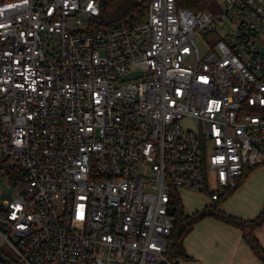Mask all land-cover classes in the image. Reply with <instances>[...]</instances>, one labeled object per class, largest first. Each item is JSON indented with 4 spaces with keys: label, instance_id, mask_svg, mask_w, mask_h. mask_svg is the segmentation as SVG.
I'll use <instances>...</instances> for the list:
<instances>
[{
    "label": "built area",
    "instance_id": "2783aa9c",
    "mask_svg": "<svg viewBox=\"0 0 264 264\" xmlns=\"http://www.w3.org/2000/svg\"><path fill=\"white\" fill-rule=\"evenodd\" d=\"M220 1L103 26L102 0H0V171L18 188L1 252L178 264L180 190L215 200L264 162V0Z\"/></svg>",
    "mask_w": 264,
    "mask_h": 264
},
{
    "label": "crops",
    "instance_id": "0c3cea01",
    "mask_svg": "<svg viewBox=\"0 0 264 264\" xmlns=\"http://www.w3.org/2000/svg\"><path fill=\"white\" fill-rule=\"evenodd\" d=\"M181 201L183 204L182 198ZM215 203L220 204V210L233 216L245 219L259 216L264 207V162L249 170L230 195L219 200H212L209 196L204 206ZM183 209L185 214L200 210L186 211L184 204ZM254 234L264 247V222L254 230ZM183 245L190 258H179L178 264H264L245 241L243 230L212 216L195 223L185 235Z\"/></svg>",
    "mask_w": 264,
    "mask_h": 264
},
{
    "label": "trees",
    "instance_id": "16d2710c",
    "mask_svg": "<svg viewBox=\"0 0 264 264\" xmlns=\"http://www.w3.org/2000/svg\"><path fill=\"white\" fill-rule=\"evenodd\" d=\"M149 0H137L131 1L127 4L125 16L134 21L141 19L146 13L147 3ZM182 6L198 10H207L212 7L213 0H178ZM104 5V4H103ZM102 5V8H103ZM102 23V22H101ZM250 169H246L243 175L238 179L237 185L234 188L226 190L218 199L227 197L230 195L243 181ZM219 203L205 205L202 209L197 210L191 214H185L183 204L180 198L176 201V224L169 238V244L167 249V256L173 260L179 258H190L185 251L183 245V239L185 235L191 230L195 223L201 219L212 216L216 219L224 221L230 225L240 228L243 230V237L249 244L255 255L264 262V247L259 242L258 238L254 234V230L264 222V207L259 216L254 219H245L242 217L233 216L227 214L219 209ZM178 263V261H177Z\"/></svg>",
    "mask_w": 264,
    "mask_h": 264
},
{
    "label": "rangeland",
    "instance_id": "374dc122",
    "mask_svg": "<svg viewBox=\"0 0 264 264\" xmlns=\"http://www.w3.org/2000/svg\"><path fill=\"white\" fill-rule=\"evenodd\" d=\"M104 2L103 8L101 10L100 16V25H113L122 21H134L133 19L125 16V12L127 9V4L133 0H102ZM222 3L220 0H213L212 7L209 9L211 11L217 12L221 9ZM102 22V23H101ZM52 41V45L57 47L58 43L56 41V36H48V40ZM197 43L201 49L205 48V44L203 40L197 36ZM184 125L194 127L195 122L192 119L183 120ZM181 198L183 200V204L186 211H192L196 208L202 209L204 204L208 201L209 195L206 193H196L188 190H180ZM18 193V188L13 184L12 181L4 174V172L0 171V195L3 198H14ZM2 251L12 258L15 263L22 264L19 261L16 253L8 247L7 244H3L1 246Z\"/></svg>",
    "mask_w": 264,
    "mask_h": 264
},
{
    "label": "water",
    "instance_id": "95a60500",
    "mask_svg": "<svg viewBox=\"0 0 264 264\" xmlns=\"http://www.w3.org/2000/svg\"><path fill=\"white\" fill-rule=\"evenodd\" d=\"M0 260L4 263V264H17L13 261L12 258H10L9 256H6L3 252L0 251Z\"/></svg>",
    "mask_w": 264,
    "mask_h": 264
}]
</instances>
